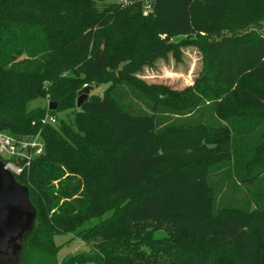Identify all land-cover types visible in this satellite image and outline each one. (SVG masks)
<instances>
[{
  "label": "trees",
  "instance_id": "16d2710c",
  "mask_svg": "<svg viewBox=\"0 0 264 264\" xmlns=\"http://www.w3.org/2000/svg\"><path fill=\"white\" fill-rule=\"evenodd\" d=\"M149 3L0 0V134L42 146L12 160L36 211L17 264H264V0ZM187 44L193 86L136 77ZM68 234L90 249L58 261Z\"/></svg>",
  "mask_w": 264,
  "mask_h": 264
},
{
  "label": "rangeland",
  "instance_id": "374dc122",
  "mask_svg": "<svg viewBox=\"0 0 264 264\" xmlns=\"http://www.w3.org/2000/svg\"><path fill=\"white\" fill-rule=\"evenodd\" d=\"M121 0H102V2H120ZM149 2V0H144V4ZM145 8V6H144ZM144 12V9H143ZM142 12V13H143ZM143 15H145L143 13ZM262 26L259 31H264V21H262ZM225 33L230 34V32L225 31ZM187 38L184 36H178L174 38L175 41ZM181 57L177 60L172 52H169L165 59H157L152 65L144 66L135 75L138 79L142 80L148 85H163L170 89L176 91H182L189 86H193L195 81L199 78L200 74L203 72L204 68V55L202 50H200L196 45L187 44L180 47ZM90 90L87 96L91 93L101 94L105 85L96 86L94 84L90 85ZM78 96V95H77ZM86 96V97H87ZM47 101L42 99H36L31 101L28 106L30 108L45 105ZM59 116H64L65 113L58 114ZM247 135L244 137L249 148H255L256 145L262 142L260 136H255V133L247 131ZM37 138L39 141V135L34 136L33 139ZM23 139V138H22ZM21 139V140H22ZM40 148L39 144L34 147L27 146L23 148V152L29 157L36 155V149ZM264 189V186H263ZM93 223V222H92ZM166 235L165 230H157L154 233L156 238H160ZM55 242L61 245L60 250L57 254L58 261L64 260L71 255L78 254L80 252L86 253L89 251L90 246L86 244L83 240L78 237H73L72 235H57L55 236ZM35 264V262H33Z\"/></svg>",
  "mask_w": 264,
  "mask_h": 264
},
{
  "label": "water",
  "instance_id": "95a60500",
  "mask_svg": "<svg viewBox=\"0 0 264 264\" xmlns=\"http://www.w3.org/2000/svg\"><path fill=\"white\" fill-rule=\"evenodd\" d=\"M90 86L78 90L76 105L86 98ZM56 102H49L54 110ZM36 211L28 188L20 184L0 158V264H17L25 236L32 230Z\"/></svg>",
  "mask_w": 264,
  "mask_h": 264
},
{
  "label": "built area",
  "instance_id": "2783aa9c",
  "mask_svg": "<svg viewBox=\"0 0 264 264\" xmlns=\"http://www.w3.org/2000/svg\"><path fill=\"white\" fill-rule=\"evenodd\" d=\"M150 3L147 2L145 4L144 8V14H147V12L150 10ZM47 120L50 123H55V118L53 116H48ZM34 138V137H33ZM39 144L40 148H37L36 151L40 153L42 146L39 141H37V138L34 140H28V139H18L10 134L1 133L0 134V155L7 159L5 163V166L14 174H20L22 171V168L15 165L13 163V159H20L25 158L27 160L26 164L29 163V160L31 157L27 156L25 152H23V148H26L27 146L34 147L35 145Z\"/></svg>",
  "mask_w": 264,
  "mask_h": 264
}]
</instances>
